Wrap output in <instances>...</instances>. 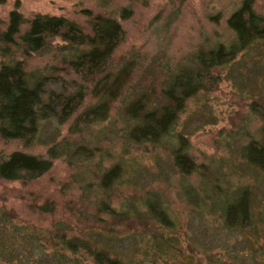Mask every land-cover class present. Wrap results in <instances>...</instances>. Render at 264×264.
Instances as JSON below:
<instances>
[{"label":"rangeland","instance_id":"rangeland-1","mask_svg":"<svg viewBox=\"0 0 264 264\" xmlns=\"http://www.w3.org/2000/svg\"><path fill=\"white\" fill-rule=\"evenodd\" d=\"M243 1L0 0V33L7 30L13 12L25 20L38 15L64 17L85 33H90L89 14L115 18L123 26L125 40L114 56V67L134 64L133 80L107 122L81 124L70 133L75 118L94 103L89 97L78 115L59 130L55 124H45L31 145L0 138V162L14 152L45 157L54 143L64 139L90 148L89 157L55 160L51 171L33 182L0 180V264H27L26 255H34L30 263L40 264V251L26 248L22 235L54 251L52 238L57 234L70 239L90 233L110 235V244L127 263L264 264V174L241 155L251 139L264 136V45L216 70L219 80L188 102L175 135L184 137L197 166L191 176L174 166L171 147L126 144L121 118L132 94L149 92L157 99L172 74L191 67L196 53L234 44L227 22ZM253 4L264 16V0H253ZM21 29L25 32L26 25ZM54 45L28 59L11 49L9 55L0 56V63L14 59L31 76L53 75L68 84L77 77L67 75L54 59L56 49L64 44L56 41ZM118 162L128 168L125 182L107 190L102 177ZM244 189L249 190L253 225L227 229L221 207L209 211L217 201ZM150 198L167 212L172 229L149 215ZM102 203L133 213L117 220L100 208ZM16 230L23 234L15 237Z\"/></svg>","mask_w":264,"mask_h":264},{"label":"trees","instance_id":"trees-1","mask_svg":"<svg viewBox=\"0 0 264 264\" xmlns=\"http://www.w3.org/2000/svg\"><path fill=\"white\" fill-rule=\"evenodd\" d=\"M88 17L90 33H85L79 24L64 17L38 15L25 20L16 12L11 14L7 30L0 33V56L9 55L13 49L28 59L53 49L56 41H61L64 46L56 49L54 59L59 61L67 75L72 73L77 79L68 80L67 84L65 79L53 75L31 76L24 64L14 59L9 64L0 63L1 139L31 145L38 140L45 124H55L59 130L78 115L89 97L94 103L75 118L70 133H75L81 124L87 127L110 119L115 104L124 96L133 80L134 64L131 62L114 67V56L125 40L121 22L104 15L89 14ZM122 18H125L124 15ZM227 24L235 35L234 44H218L199 51L193 57L191 67L172 74L157 99L154 95L151 97L149 92L134 93L124 103L121 112L126 144L171 147L174 166L184 176H191L197 169L184 137L175 135L188 102L219 80L214 76L216 70L233 64L239 54L264 45V16L255 11L253 0L243 1ZM24 25L25 32L21 29ZM65 140L54 143L45 157L24 152L12 153L0 162V180L30 183L49 173L54 161L61 157H71L73 160L89 157L90 148L87 145H71ZM241 155L250 167L264 174V136L251 139L242 147ZM126 172L128 168L125 164L116 163L103 175L102 186L108 190L125 182L123 178ZM248 191L244 189L228 200L217 201L209 212L214 213L221 207V218L227 229L252 226L254 213ZM157 204L154 199H148L149 215L172 229L173 221ZM100 208L117 220L127 219L133 213L111 209L105 203ZM13 234L18 237L23 233L16 230ZM86 235L67 239L57 234L52 238L56 244L54 251H49L46 244L39 247L37 239L27 234L20 237L24 246L31 247L33 253L34 250L40 251V264H136L127 263L121 258L120 252L110 244L113 240L110 235ZM31 256L26 255L27 264H32L29 261Z\"/></svg>","mask_w":264,"mask_h":264}]
</instances>
